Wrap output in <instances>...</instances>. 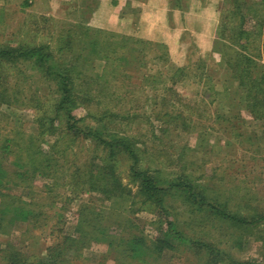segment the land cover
<instances>
[{
    "label": "rangeland",
    "instance_id": "obj_1",
    "mask_svg": "<svg viewBox=\"0 0 264 264\" xmlns=\"http://www.w3.org/2000/svg\"><path fill=\"white\" fill-rule=\"evenodd\" d=\"M133 1L117 14L101 0H0V48L43 46L51 71L70 77L79 126L137 155L69 130L59 79L40 62L0 63V142L13 150V197L2 201L32 210L26 221L2 213L0 264H264V118L252 110L264 106V0H219L216 56L191 40L181 64L167 43L135 32ZM113 14L129 23L103 26ZM241 17L245 50L232 39ZM134 169L164 190L144 194ZM158 238L172 247L132 252Z\"/></svg>",
    "mask_w": 264,
    "mask_h": 264
},
{
    "label": "trees",
    "instance_id": "obj_2",
    "mask_svg": "<svg viewBox=\"0 0 264 264\" xmlns=\"http://www.w3.org/2000/svg\"><path fill=\"white\" fill-rule=\"evenodd\" d=\"M242 22L238 25V28H234L233 30V43L236 45L239 44V46L245 50L246 46L249 42V32L244 28L246 19L245 17H241ZM241 26V27H240ZM217 43V42H216ZM20 57H27L30 59H34V61H37L38 63L44 65L47 71L49 73H53L54 76H56L59 79V89L61 90V101L59 103V107L65 112L66 115V123H67V128L75 133H81L84 134L88 137H92L99 141L100 143L110 146L113 148H122L126 151L129 152V154L134 158V161H137V155L132 146L121 140V139H112V140H107L104 138L100 132L93 131V130H87L79 126V118L73 113L72 108H73V102H74V94H73V87L69 86V81L70 77L66 74H61V73H56L51 71L52 70V65L50 63V55L48 52L44 51L43 46H26L22 47L20 52L18 53L15 51V49H2L0 48V63H17L18 60H20ZM260 68L264 70V64L260 65ZM264 103V102H263ZM258 108H252L255 109L253 110V113L256 112L257 117H263L264 118V110H263V105L258 104ZM261 108V109H260ZM259 111H261L259 113ZM11 143L7 141L0 142V227H3L5 222V215L2 217V213L7 211V210H12L16 214L13 216L14 218L18 220H28L30 215H32V210L28 208L27 206L20 205L18 201H12L10 204V207L8 206L7 203H5L7 196H12L11 194H8V186L9 183L11 182L10 176H12L11 172L8 171L7 166H6V161L9 159L11 152ZM22 166L20 169L26 167L24 163H20ZM16 170L15 175H17L19 178L25 179V174L26 170ZM39 169V168H38ZM134 175L138 176L142 179V184H141V191L148 195L149 197H153L156 192H161L164 190V187L158 185V183L155 181V179L147 172L143 170H136L134 169ZM91 177H93L92 172L90 174ZM109 180V179H107ZM171 186H178V187H186L188 188L189 193L193 197V199L197 200L198 202L201 203H207L208 206L216 213L221 214L222 216H225L232 221L239 222V223H249V220L240 216H237L235 214L227 212L225 209L220 208L219 206L215 205L214 203H211L207 200L204 199V197H199L194 191H193V184L190 182H178V183H172ZM93 187H95V184H93ZM13 197V196H12ZM5 200V201H2ZM168 226L172 231H175V223L173 221H168ZM176 232V231H175ZM178 237H183L182 234L177 232ZM141 240V238H139ZM145 240L142 238L141 242ZM153 244V245H152ZM152 246H148L145 250L140 251L136 253L135 250H132V252L136 255L140 256H146L147 253H153L156 252L159 253L163 250H165L167 247H172V244L168 241H165L161 238H158L155 240V242H152ZM133 245V244H132ZM209 250L214 251V248H210L207 246ZM17 260V259H16ZM15 261V260H14ZM14 264H34L30 263L27 261H19V262H14Z\"/></svg>",
    "mask_w": 264,
    "mask_h": 264
},
{
    "label": "crops",
    "instance_id": "obj_3",
    "mask_svg": "<svg viewBox=\"0 0 264 264\" xmlns=\"http://www.w3.org/2000/svg\"><path fill=\"white\" fill-rule=\"evenodd\" d=\"M128 0H101L102 8L107 12L131 10L125 5ZM172 0H136L134 7L140 10L139 23L132 26L135 32L148 39L162 41L170 46L173 59L184 63L188 61V49L191 40L197 44L199 52H213L215 32L217 28V5L219 0H181V4L173 8L172 21L167 22ZM133 15L131 12H129ZM128 15V14H126ZM170 17V15H169ZM132 21V18H131ZM129 20H122L112 15V19H104L102 25L125 27ZM185 62V63H186Z\"/></svg>",
    "mask_w": 264,
    "mask_h": 264
}]
</instances>
